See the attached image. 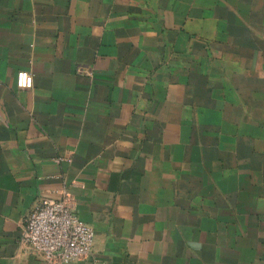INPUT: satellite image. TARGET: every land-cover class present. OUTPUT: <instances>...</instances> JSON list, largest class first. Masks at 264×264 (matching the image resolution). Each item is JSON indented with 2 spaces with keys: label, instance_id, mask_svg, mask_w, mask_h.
<instances>
[{
  "label": "crops",
  "instance_id": "1",
  "mask_svg": "<svg viewBox=\"0 0 264 264\" xmlns=\"http://www.w3.org/2000/svg\"><path fill=\"white\" fill-rule=\"evenodd\" d=\"M63 198L70 264H264V0H0V264Z\"/></svg>",
  "mask_w": 264,
  "mask_h": 264
},
{
  "label": "built area",
  "instance_id": "2",
  "mask_svg": "<svg viewBox=\"0 0 264 264\" xmlns=\"http://www.w3.org/2000/svg\"><path fill=\"white\" fill-rule=\"evenodd\" d=\"M15 83L21 89L31 88L32 74L18 71ZM20 243L44 264H70L91 253L94 231L74 215L68 198L43 199L23 219Z\"/></svg>",
  "mask_w": 264,
  "mask_h": 264
}]
</instances>
